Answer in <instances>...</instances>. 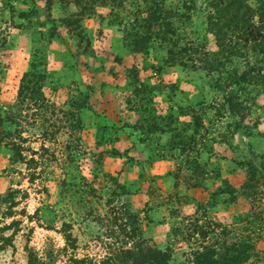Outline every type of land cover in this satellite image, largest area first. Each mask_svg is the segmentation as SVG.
Segmentation results:
<instances>
[{
    "label": "rangeland",
    "instance_id": "rangeland-1",
    "mask_svg": "<svg viewBox=\"0 0 264 264\" xmlns=\"http://www.w3.org/2000/svg\"><path fill=\"white\" fill-rule=\"evenodd\" d=\"M212 13L0 0V264L98 261L121 205L167 264H264V44L227 58Z\"/></svg>",
    "mask_w": 264,
    "mask_h": 264
},
{
    "label": "trees",
    "instance_id": "trees-1",
    "mask_svg": "<svg viewBox=\"0 0 264 264\" xmlns=\"http://www.w3.org/2000/svg\"><path fill=\"white\" fill-rule=\"evenodd\" d=\"M158 1L163 4L165 0ZM183 1L187 3L191 0ZM248 1L250 0H209V6L213 9L212 16L208 17L210 20L212 19L210 25L214 31L216 30L217 43L220 42L223 45L226 39L227 44L224 47L219 45L217 47L222 48L227 58L237 55L239 52L242 56H246L249 50L252 52L264 44V8L258 4L257 8L251 10L246 6ZM154 12L150 13V18L153 17V20L156 21L157 18L153 16ZM254 15L257 18L255 24L252 22ZM161 26L169 30L172 23L164 19ZM148 29L147 31H149ZM110 211H112V215L108 226L112 225L114 232L109 231V234H114V239L120 235L116 245L106 247V255L98 261L87 257H71L68 260L69 264H167L169 255L166 251L148 247L140 238L135 213L130 212L127 207L122 205L112 208ZM127 245L129 246L127 247ZM27 264L42 263H38L28 253Z\"/></svg>",
    "mask_w": 264,
    "mask_h": 264
}]
</instances>
